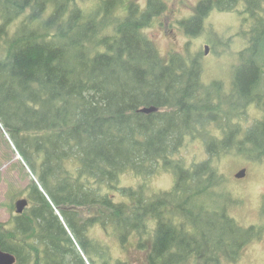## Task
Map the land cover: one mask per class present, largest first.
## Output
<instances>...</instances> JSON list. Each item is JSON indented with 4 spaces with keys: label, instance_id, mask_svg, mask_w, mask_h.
<instances>
[{
    "label": "trees",
    "instance_id": "obj_1",
    "mask_svg": "<svg viewBox=\"0 0 264 264\" xmlns=\"http://www.w3.org/2000/svg\"><path fill=\"white\" fill-rule=\"evenodd\" d=\"M195 1L176 19L169 0H0V144L33 178L0 223L15 264H235L263 238L264 205L239 225L222 166L264 165V116L243 125L264 112V0ZM216 12L251 21L228 90L201 79L209 46L191 49ZM174 23L185 42L162 52L151 31Z\"/></svg>",
    "mask_w": 264,
    "mask_h": 264
},
{
    "label": "rangeland",
    "instance_id": "obj_2",
    "mask_svg": "<svg viewBox=\"0 0 264 264\" xmlns=\"http://www.w3.org/2000/svg\"><path fill=\"white\" fill-rule=\"evenodd\" d=\"M169 1L170 10L175 11L174 15L177 14L176 19L185 17L189 11L188 7L196 3L195 0ZM174 15L169 14L171 23L174 21ZM249 22L251 23L248 18L240 20L237 14H222L217 12L207 21V25L212 27L213 30L211 32L208 31V34H203L191 44L193 54H201L205 46H209V53L202 56L203 72L201 79L203 83L210 84L215 80H220L224 83L227 90L231 87L234 71L241 64V53L249 47V39L247 38V34L250 31V27L247 26ZM237 33L238 36H236ZM151 34L158 49L162 52L171 49L179 50L183 46V42H185V38L182 36L176 23H174L167 35L159 28H155L151 31ZM230 37H232V41L228 43L227 38ZM262 81L264 83V75ZM259 92L264 99V86L259 87ZM263 116L264 112L262 108L251 106L247 118L243 121L244 128H250L254 123L261 120ZM4 139L8 142L9 138L7 136L1 137L3 144H0V174L2 175L0 179V223H8L13 217L11 211L13 203L15 204L19 199H27V197L23 196L13 201L12 195L19 192L23 193L24 188L33 179L31 176L27 179H22L19 168L13 167L18 163L21 166L22 159L15 153V148L11 143V149H8ZM188 146L187 148H191L193 144L190 147ZM202 151V147L194 146L188 153L186 150L184 155L188 160L194 162L203 157L201 155ZM8 157L11 161L6 162L5 160ZM229 161H224L222 166L225 172L233 174L232 180L225 174L228 179V188L242 202V206L231 210L230 213L237 223L243 227L248 228L250 225L259 224L262 221L260 210L264 204V165L247 164L248 174L246 179L238 181L236 175L242 169H239V167H243L246 161L241 158L232 162ZM12 168L13 170L10 171ZM25 172L28 174L30 171L28 169ZM168 175L155 178L152 189L154 191L168 189L173 181ZM245 250L235 264H264V236L260 241L251 244Z\"/></svg>",
    "mask_w": 264,
    "mask_h": 264
},
{
    "label": "water",
    "instance_id": "obj_3",
    "mask_svg": "<svg viewBox=\"0 0 264 264\" xmlns=\"http://www.w3.org/2000/svg\"><path fill=\"white\" fill-rule=\"evenodd\" d=\"M206 53H208V50ZM141 112L149 114L151 111L144 109ZM245 177H246V170L241 171L237 175V178L239 179H242ZM27 206H28V201L26 199H21L17 201L16 203L17 213L22 214ZM15 263H16V258L12 254L6 253L0 249V264H15Z\"/></svg>",
    "mask_w": 264,
    "mask_h": 264
}]
</instances>
